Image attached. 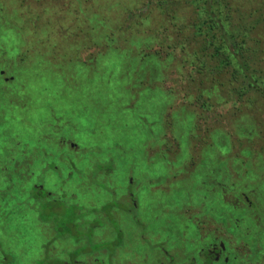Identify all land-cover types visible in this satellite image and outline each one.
<instances>
[{
	"label": "rangeland",
	"instance_id": "rangeland-1",
	"mask_svg": "<svg viewBox=\"0 0 264 264\" xmlns=\"http://www.w3.org/2000/svg\"><path fill=\"white\" fill-rule=\"evenodd\" d=\"M155 2L0 0V71L14 79L6 84L0 77V264L65 263L68 253L76 255L74 264L94 261L101 241L113 243L121 228L133 241L130 264H171L166 251L183 243L185 225L176 210L183 206L188 220L187 199L201 208L208 185L231 187V177L239 187L262 184L263 109L247 108L238 117L226 114L229 106L206 112L192 82L197 75L184 68L179 48L167 60L144 57L143 51L160 47V31L169 30L174 44L192 33H172L178 21H168ZM258 2L246 0L244 12ZM191 12L180 11V22L192 19ZM107 27L119 40L107 43ZM59 136L80 149L76 155L60 148L68 163L35 155L41 145L55 153ZM28 154L32 162L25 166ZM13 161L19 167L9 180ZM39 180L57 208H68L51 212L43 201L26 202ZM128 193L138 205L134 213ZM223 194L226 204L231 198ZM202 208L220 224L229 213L240 219L246 214L215 199ZM104 209L112 214L103 215ZM69 216L75 217V238H52L50 224L58 220L55 227L66 234L60 228L72 223ZM253 216L264 221L262 211ZM253 222L246 218L235 238H244L240 233ZM256 234L264 238V225ZM97 257L92 264L118 263L106 254Z\"/></svg>",
	"mask_w": 264,
	"mask_h": 264
},
{
	"label": "trees",
	"instance_id": "trees-1",
	"mask_svg": "<svg viewBox=\"0 0 264 264\" xmlns=\"http://www.w3.org/2000/svg\"><path fill=\"white\" fill-rule=\"evenodd\" d=\"M245 1L156 0L155 2V8L161 14L169 17L168 21H178L172 25L174 27L172 33L175 30L179 35L185 33V30H192V33L190 36L185 37V41L174 44V42L169 41L173 36L169 30L160 31L158 34L161 41L160 47L154 46L149 51H143L145 53L144 57L151 54L159 61L167 60V57L173 53L174 46L179 48L181 54L178 57L184 68H191L197 75L192 82L195 84L197 93H199L198 101L201 102L202 108L206 112L215 113L212 112L214 110L220 112L229 106L226 114L233 111L235 117H238L247 108L254 109L259 106L263 109L264 115V0H260L257 6L250 10V13L243 10ZM187 10L192 11V19L187 18L186 22L182 23L180 22L182 17L179 13ZM134 13L131 12V15ZM107 28L106 33H109V36L106 35V41L107 43L109 41L113 43V39L117 37L113 31L116 30ZM167 43H169V46ZM182 64H180L181 67H183ZM215 91L221 93L220 98L211 95ZM236 121L238 120L235 118V121L232 122L233 126ZM231 133H233L231 138H237L238 140L235 132ZM45 142L43 143L45 144ZM54 146H56L54 148L55 153L51 150L48 151L45 146L41 145V147L36 148L35 155L37 154L38 157L40 155L44 160L50 161L57 157L58 165L68 163L59 159L61 157L59 151L62 147L57 144ZM31 151L33 152V150ZM28 155L24 159L25 166L30 165L32 162V154ZM12 163L13 168L8 169L11 175L14 173V166L15 171L16 167H19V163L14 161ZM59 170L58 167V169L52 171L57 173ZM9 174L8 179L10 180L13 176L9 177ZM17 176L21 178V175ZM39 185L40 180L38 185H33L32 195L27 194L26 202L30 201L33 205L36 202L43 201L47 209L53 210L51 206L53 204L57 205V202H51H55L56 199H53V196L49 195V192H46ZM70 219H72L77 232L75 217L69 216L67 221ZM54 222L61 225L58 220ZM68 225L69 223L66 222L63 225V230L61 228L60 230L68 233L70 228ZM59 234H62V232L59 231Z\"/></svg>",
	"mask_w": 264,
	"mask_h": 264
},
{
	"label": "flooded vegetation",
	"instance_id": "flooded-vegetation-1",
	"mask_svg": "<svg viewBox=\"0 0 264 264\" xmlns=\"http://www.w3.org/2000/svg\"><path fill=\"white\" fill-rule=\"evenodd\" d=\"M4 74L5 71L1 70L0 77L2 78L3 83L8 84L14 81V79H12L11 77L5 78ZM57 145H60L62 148H69V150L76 155L80 150L75 140L62 138L61 136H59V142L57 143ZM59 159L61 161H69L66 159L65 154H62ZM6 172L7 174H9V171ZM2 173L3 172H0V174ZM243 175V180L247 182V176L249 174L245 172L243 173ZM6 179H8V177ZM230 182L232 184L231 187L211 182L208 185L210 186V188L207 187L209 189V192L204 197H200L199 205L203 207L207 203H209L210 200L212 201L213 199H215L223 205L232 204V208L234 211L241 208L242 211L246 212L244 217L240 219L237 217L238 215L229 213V217L227 218L228 220L220 224L219 220L213 217L212 210L211 212H209L208 210H204L202 214L203 208H200L197 204L192 206L189 202V199H187L188 205L185 207H189L188 210L190 211V218L187 220L185 215L181 214L184 208L183 206L179 207L180 209L176 210L178 211V214L182 217V219L185 220L183 221V224L185 225L182 226L184 228L183 230L180 229V238H182L183 243H180L178 247H176V245H173L172 248H174V250L169 247V251H166V254L169 257V262L171 264H180V260L184 261L182 264H264V238H260V234H256L263 232L264 221L259 222L255 219L256 216H253L256 210L264 212V176L261 177L260 183L262 184H260L259 188H257L258 186L253 188H249V186L246 188L236 186L232 177ZM132 184L133 182L131 181L128 185L131 186ZM39 186L43 189L45 187L43 184H40ZM224 192H226L227 195H229L231 198V200H228L226 204H224V201L222 200V197H224ZM49 195L53 196V194H51L50 192ZM124 200L125 199L120 198V203L122 204V201ZM67 201L68 200L66 199V202ZM128 201L132 206V209L129 210V213H134L138 208V205L137 202H135L133 193H128ZM56 202L57 200L51 203ZM55 205L56 204H53L51 206V209H53L51 210V212H57L67 207L65 204H63L64 207L58 205V208L56 207L57 205ZM118 205L119 203H116V209H118ZM109 213L112 214V210H102V214L105 216ZM246 218L254 220L253 224L240 233V235H243L244 238H235V232L240 229L241 224L243 223V221H245ZM55 224L56 222L54 221L50 224V226L52 227L50 228L52 238H75V235L73 233V223L68 225L70 226L68 233L62 235L59 234V231L55 227ZM135 224L140 225L138 221H136ZM187 225H190V228H188ZM254 234L257 238H252ZM127 237V233L123 232L122 228L119 232H117L116 230L115 241L109 244L105 241H101V244H99V248L93 252V256H95V258L93 259L94 261L89 259L86 260L83 264L98 263L99 257L97 256H101L102 254H106L110 261L117 260L118 263L115 261L116 264H123L122 260L125 264H130V261L135 259V255L133 254V249L131 246L133 244V241L131 238L130 241H128ZM184 238L187 239L185 240ZM151 242L152 241H149L150 245L153 244V242ZM128 244L131 245L128 246ZM181 244L185 246L186 250L184 248H180ZM165 247L166 246H164L163 248L164 252ZM79 253L80 252H78V254ZM58 257L59 256L57 255L56 257L48 259H54ZM74 257H76L75 254L68 253L66 255L67 260L65 263L48 262L44 264H74L70 262L72 261V259H74Z\"/></svg>",
	"mask_w": 264,
	"mask_h": 264
}]
</instances>
